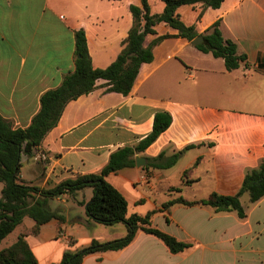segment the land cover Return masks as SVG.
<instances>
[{
	"label": "crops",
	"instance_id": "0c3cea01",
	"mask_svg": "<svg viewBox=\"0 0 264 264\" xmlns=\"http://www.w3.org/2000/svg\"><path fill=\"white\" fill-rule=\"evenodd\" d=\"M149 4L152 13L164 11L165 2L159 12L150 0ZM132 5L142 7V0H0V114L14 128L32 123L42 94L75 69L77 30L86 32L93 66L108 67L133 26ZM187 5L178 10L187 25L204 34L220 21L224 37L238 43L247 63L233 71L226 66L218 69L209 57H215L212 53L202 52L192 41L176 36L177 29L159 23L145 46L161 35L175 36L153 47L154 58L141 66L131 92L106 91L100 81L94 91L70 101L41 144L51 157L48 166L33 155H23L25 183L48 188L67 178L101 172L112 152L137 144L153 130L155 114L168 111L171 126L138 155L148 162L163 151L171 155L195 146L179 158L178 162L184 160L179 178L170 171L173 166L146 169L147 163L107 176L126 196L128 214H145L179 196L200 200L214 192L239 191L246 172L264 160V104L254 110L235 107L239 91L250 84L260 91L264 85V0H224L219 8H205L200 2L190 5L195 16L183 12ZM2 188L0 183V196ZM160 189L170 194L158 200ZM92 195L93 188L88 187L50 200L52 208L53 200L63 203L53 209L65 219H52L39 234L27 237L39 264L58 263L67 249L89 245L93 239L123 237L116 224H101L87 214L83 203ZM242 204L245 218L202 204L177 203L156 213V227L192 243L185 251L173 253L157 236L139 230L127 247L89 254L81 264H264V197L257 202L249 197ZM28 219L32 223L26 225ZM34 224L26 217L3 248Z\"/></svg>",
	"mask_w": 264,
	"mask_h": 264
},
{
	"label": "trees",
	"instance_id": "16d2710c",
	"mask_svg": "<svg viewBox=\"0 0 264 264\" xmlns=\"http://www.w3.org/2000/svg\"><path fill=\"white\" fill-rule=\"evenodd\" d=\"M164 11L152 13L149 0H142L143 6H131L133 26L125 40L124 47L118 57L106 68L93 66L89 51L87 35L84 29L75 32V69L68 73L62 83L45 91L41 96V108L34 116L32 123L26 128H14L13 124L0 114V183H3L0 196V244L7 238L26 217L35 221L34 226L23 231L10 246L0 249V264H39L27 237L40 233L44 224L52 219L64 220V216L50 205V200L62 194L75 195L79 190L92 187L93 195L85 202L87 214L95 221L113 225L123 222L127 234L121 238L100 241L93 239L89 245L81 248L67 249L60 262L51 264H81L85 257L96 252L120 250L127 247L136 237L139 230L153 234L161 239L173 253L185 251L192 246L191 242L183 241L174 235L156 227L153 216L160 211H169L174 204L187 206L196 204L210 205L216 211H236L241 218L247 216L241 202L243 194L248 193L251 202L264 197V160L255 168L246 172L242 186L235 194L225 195L212 193L208 198L188 200L183 196L170 199L145 214H128L126 196L110 181L107 176L125 168L136 165V156L145 152L173 122L168 111L155 114L151 133L135 145L119 147L111 153L109 162L99 173L78 175L67 178L53 187L30 185L21 179L23 155H33L35 147L40 146L48 134L59 122L67 104L84 94L101 86L106 91H114L128 95L144 63L154 58L153 47L163 39L175 36L165 34L157 37L145 46L146 37L155 34V27L165 22L178 30L176 36L193 41L202 35L204 41L196 47L204 53H212L223 58L228 71H233L247 63L248 56L240 52L238 43L226 38L221 30V22L216 21L204 34H200L195 25H187L178 10L183 5L203 3L205 8H219L224 0H163ZM188 145L171 155L163 151L158 156L148 158L144 168H169L174 166L183 153L194 147Z\"/></svg>",
	"mask_w": 264,
	"mask_h": 264
},
{
	"label": "rangeland",
	"instance_id": "374dc122",
	"mask_svg": "<svg viewBox=\"0 0 264 264\" xmlns=\"http://www.w3.org/2000/svg\"><path fill=\"white\" fill-rule=\"evenodd\" d=\"M126 1H132L134 3L137 2V0H126ZM150 1H151L152 5H153V10L156 11V12H159V10L162 8L161 6L164 5V2L162 0H150ZM103 3H105L107 5H112L111 4L112 2H109V1H104ZM182 9H183L184 13L186 11L191 16H195V12H194L192 6L187 5V6H184ZM210 55H209V57L213 61L216 62V68L223 69L224 66H225L224 60L222 58H215L212 55L211 56ZM262 80H264V79H262ZM239 92L240 93H239L238 97L235 99V101H236L235 107L237 109H240V110H254V109H257V108H259V106L264 104V85L263 84H262V87H261L260 91H259L258 87L254 88L250 84L249 87H247L246 89H242ZM183 161L184 160L179 161L178 164L173 166L171 168V170H170L173 174H175V176H177V178H179V176H180V172L182 170L181 169V165H183ZM204 189H205V187L203 186V188H201V190L204 191ZM168 194H170V192H168V190L160 189L159 193L156 196V198L158 200H162V199H165ZM182 194L185 196V193H182ZM187 195L192 196V194H189V193H187ZM248 201H249V194L246 193L244 195V197L242 198V202H244L246 204ZM62 205H63V203L61 201H58V200H53L52 201L53 208H58V207H60ZM30 223H32V222L29 219L26 220V225L27 224L29 225ZM115 224H116V227L122 232V234H124L123 236H125L127 234V228H126L125 223L119 222V223H115ZM21 228L22 227H18L13 234L8 236V238H6L2 242V245L0 246V248H3L4 246H6L7 243L9 241H11L12 238L15 237L16 233H18V231L21 230Z\"/></svg>",
	"mask_w": 264,
	"mask_h": 264
},
{
	"label": "built area",
	"instance_id": "2783aa9c",
	"mask_svg": "<svg viewBox=\"0 0 264 264\" xmlns=\"http://www.w3.org/2000/svg\"><path fill=\"white\" fill-rule=\"evenodd\" d=\"M33 156L37 161L42 162L46 166H48L51 161L49 153L41 145L34 148Z\"/></svg>",
	"mask_w": 264,
	"mask_h": 264
},
{
	"label": "water",
	"instance_id": "95a60500",
	"mask_svg": "<svg viewBox=\"0 0 264 264\" xmlns=\"http://www.w3.org/2000/svg\"><path fill=\"white\" fill-rule=\"evenodd\" d=\"M204 41V38L202 35L197 36L192 43L196 46ZM137 165L139 167L144 166L147 163V159L144 156H136Z\"/></svg>",
	"mask_w": 264,
	"mask_h": 264
}]
</instances>
